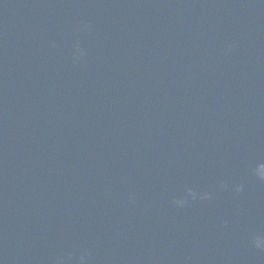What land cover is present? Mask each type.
Here are the masks:
<instances>
[{
    "label": "water",
    "instance_id": "water-1",
    "mask_svg": "<svg viewBox=\"0 0 264 264\" xmlns=\"http://www.w3.org/2000/svg\"><path fill=\"white\" fill-rule=\"evenodd\" d=\"M258 164L264 0H0V264H264Z\"/></svg>",
    "mask_w": 264,
    "mask_h": 264
},
{
    "label": "clouds",
    "instance_id": "clouds-1",
    "mask_svg": "<svg viewBox=\"0 0 264 264\" xmlns=\"http://www.w3.org/2000/svg\"><path fill=\"white\" fill-rule=\"evenodd\" d=\"M79 51V50H78ZM253 174L260 180H264V164H258L254 169H253ZM235 191H240V187L237 186L235 188ZM187 197L190 199H196L197 198V194L193 191H191L190 189L187 191L186 193ZM200 199H207V194H203L199 196ZM173 203L180 207L183 206L186 203V200L184 198H180V199H175L173 200ZM252 243L254 244V246L256 248H261L264 247V238L261 237H255L252 241ZM86 256V253L81 255L80 260L83 261L84 258Z\"/></svg>",
    "mask_w": 264,
    "mask_h": 264
}]
</instances>
